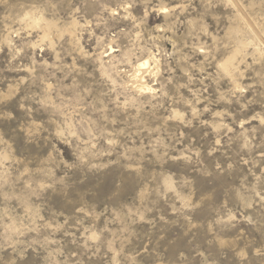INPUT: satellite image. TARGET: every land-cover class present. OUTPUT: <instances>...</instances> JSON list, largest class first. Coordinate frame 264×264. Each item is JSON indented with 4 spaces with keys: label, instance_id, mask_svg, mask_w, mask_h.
I'll return each instance as SVG.
<instances>
[{
    "label": "rangeland",
    "instance_id": "obj_1",
    "mask_svg": "<svg viewBox=\"0 0 264 264\" xmlns=\"http://www.w3.org/2000/svg\"><path fill=\"white\" fill-rule=\"evenodd\" d=\"M0 264H264V0H0Z\"/></svg>",
    "mask_w": 264,
    "mask_h": 264
},
{
    "label": "bare ground",
    "instance_id": "obj_2",
    "mask_svg": "<svg viewBox=\"0 0 264 264\" xmlns=\"http://www.w3.org/2000/svg\"><path fill=\"white\" fill-rule=\"evenodd\" d=\"M145 65H146V64H145V63H143V64H140V65H139V67H141V66L143 67V66H145Z\"/></svg>",
    "mask_w": 264,
    "mask_h": 264
}]
</instances>
